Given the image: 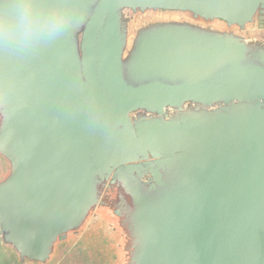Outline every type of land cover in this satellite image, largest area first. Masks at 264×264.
<instances>
[{
	"label": "water",
	"instance_id": "water-1",
	"mask_svg": "<svg viewBox=\"0 0 264 264\" xmlns=\"http://www.w3.org/2000/svg\"><path fill=\"white\" fill-rule=\"evenodd\" d=\"M0 162V264H264V0H0Z\"/></svg>",
	"mask_w": 264,
	"mask_h": 264
},
{
	"label": "rangeland",
	"instance_id": "rangeland-1",
	"mask_svg": "<svg viewBox=\"0 0 264 264\" xmlns=\"http://www.w3.org/2000/svg\"><path fill=\"white\" fill-rule=\"evenodd\" d=\"M3 171V166L0 162V174ZM6 256V260H3L2 264L15 263V258L9 251L1 252V258ZM56 264H108L106 258L101 254H84L81 252L74 243L62 244L59 249V253L56 258Z\"/></svg>",
	"mask_w": 264,
	"mask_h": 264
},
{
	"label": "crops",
	"instance_id": "crops-1",
	"mask_svg": "<svg viewBox=\"0 0 264 264\" xmlns=\"http://www.w3.org/2000/svg\"><path fill=\"white\" fill-rule=\"evenodd\" d=\"M1 165H2V163H1ZM3 166V165H2ZM4 168V167H3Z\"/></svg>",
	"mask_w": 264,
	"mask_h": 264
}]
</instances>
